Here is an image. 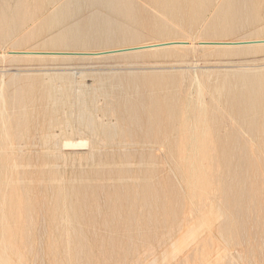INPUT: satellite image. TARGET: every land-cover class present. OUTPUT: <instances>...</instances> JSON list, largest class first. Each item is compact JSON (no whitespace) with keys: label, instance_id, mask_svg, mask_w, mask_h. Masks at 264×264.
Returning a JSON list of instances; mask_svg holds the SVG:
<instances>
[{"label":"rangeland","instance_id":"1","mask_svg":"<svg viewBox=\"0 0 264 264\" xmlns=\"http://www.w3.org/2000/svg\"><path fill=\"white\" fill-rule=\"evenodd\" d=\"M0 52V264H264V0H0Z\"/></svg>","mask_w":264,"mask_h":264},{"label":"bare ground","instance_id":"2","mask_svg":"<svg viewBox=\"0 0 264 264\" xmlns=\"http://www.w3.org/2000/svg\"><path fill=\"white\" fill-rule=\"evenodd\" d=\"M12 33V32H11ZM68 37V36H67ZM82 41V40H81ZM205 43V42H204ZM247 43V42H246ZM250 43V42H249ZM253 43H255V42H253ZM262 43V42H261ZM169 44V45H168ZM185 44H189V42H186V41H171V42H165V43H159V44H152V45H146V46H156V45H160V46H158V47H152V48H149V49H145V50H135V49H137V48H140V47H134V48H128V49H123V50H116V51H107V52H102V53H73V54H76V55H78V54H81V55H89V57L91 56L92 58H100L99 56L100 55H105V54H108V53H115V52H119V53H123V54H125V53H137V52H147V53H150V52H155V53H161V52H165V51H168V50H171V49H175V48H182V47H184L185 48ZM229 46V45H228ZM238 46V45H237ZM245 46V45H244ZM257 46V45H256ZM145 47V46H144ZM187 47V46H186ZM207 47V46H206ZM206 47H204V48H206ZM209 47V46H208ZM218 47V46H217ZM221 47H223V46H221ZM225 47H227V46H225ZM231 47V46H230ZM233 47V46H232ZM183 48V49H184ZM124 50H126L125 52H123ZM129 50V51H128ZM176 50V49H175ZM120 51H122V52H120ZM30 52V51H29ZM20 53V52H19ZM34 53H39V52H34ZM25 54V53H24ZM27 54H28V52H27ZM51 54H54L55 56L54 57H56V56H59V55H64V54H67V53H61V52H54V53H51ZM3 55V53L2 52H0V56H2ZM110 55H116V54H110ZM8 56V55H7ZM12 56H13V54H12ZM21 56H23V55H21ZM35 56V55H34ZM106 56V55H105ZM108 56H109V54H108ZM17 58V57H20V56H13V58ZM24 57V56H23ZM36 57H38V56H35V58ZM61 57V56H60ZM84 57V56H83ZM104 57V56H103ZM27 58H28V56H27ZM30 58H34L33 56L32 57H30ZM91 66V65H90ZM124 70V69H123ZM122 70V72L121 73H123L124 71ZM127 70V69H126ZM117 71V70H116ZM115 71V72H116ZM127 71H129V70H127ZM127 71H126V74H127ZM136 71V70H135ZM144 71V70H143ZM45 72V71H44ZM110 72V71H109ZM65 73V72H64ZM137 73H138V71H137ZM144 73V72H143ZM105 74H108V73H104V75ZM114 74V73H113ZM115 74H117V73H115ZM186 74V73H185ZM103 75V74H102ZM119 75H117V77H118ZM114 77V76H113ZM166 77V76H165ZM122 78V77H121ZM120 78V79H121ZM124 78V77H123ZM107 79V78H106ZM112 79H115V77L114 78H112ZM184 80V79H183ZM106 80L104 79V82H105ZM114 81V80H113ZM124 81V80H123ZM52 82V81H51ZM107 82V81H106ZM108 82H110V80L108 81ZM120 82V81H119ZM125 82V81H124ZM208 83H209V81L207 82V84L206 85H208ZM102 85H103V83H102ZM163 85V84H162ZM110 86V85H109ZM108 86V87H109ZM112 86H113V84H112ZM160 86V85H159ZM181 86V85H180ZM210 86V85H209ZM86 87V86H85ZM120 87V86H119ZM151 87V86H150ZM162 87V86H161ZM81 88V87H80ZM114 88H116V87H114ZM120 89V88H119ZM81 90V89H80ZM98 90V89H97ZM116 90V89H115ZM137 90V89H136ZM145 90V89H144ZM149 90V89H148ZM181 90V89H180ZM218 90V89H217ZM59 91V90H58ZM236 91V90H235ZM223 92V91H222ZM60 93H61V91H60ZM80 93V92H79ZM260 94H262V93H260ZM181 95V94H180ZM179 95V96H180ZM82 96V95H81ZM86 96V95H85ZM79 97V96H78ZM259 97L260 98H263V96H260L259 95ZM66 99H68V98H66ZM88 99V98H87ZM163 101H166V100H163ZM173 101V100H172ZM179 101V100H178ZM68 102V101H67ZM81 102V101H80ZM172 103V102H171ZM93 104V103H92ZM161 104H163V103H161ZM62 105V104H61ZM77 105V104H76ZM83 106V105H82ZM262 106V105H261ZM64 107V106H63ZM187 107V106H186ZM213 107V106H212ZM204 108V107H203ZM157 109H159V108H157ZM156 109V110H157ZM252 109V108H251ZM263 109V108H262ZM217 110V109H216ZM216 110H214V111H216ZM212 111V110H211ZM217 112V111H216ZM68 113V112H67ZM83 113V112H82ZM95 113V112H94ZM212 113V112H211ZM219 113V112H218ZM169 114V113H168ZM71 115H73V114H71ZM70 115V116H71ZM84 115V113L81 115V116H83ZM212 115V114H211ZM261 115V114H260ZM88 116V115H87ZM171 117L173 116V115H170ZM170 116H168V117H170ZM217 116H218V114H217ZM84 118L86 117V115L85 116H83ZM89 117H90V114H89V116H88V119H89ZM94 117V116H93ZM166 117H167V115H166ZM223 117V116H222ZM225 117V116H224ZM223 117V118H224ZM254 117H256V116H254ZM262 117V116H261ZM80 118H82V117H80ZM87 118V117H86ZM87 119V120H88ZM90 119H92V118H90ZM168 119V118H167ZM172 119V118H171ZM213 119V118H212ZM211 119V120H212ZM215 119V118H214ZM219 119H220V116H219ZM233 119V118H232ZM257 119V118H256ZM203 120V119H202ZM221 120V119H220ZM165 121H166V119H165ZM80 122H81V120H80ZM84 122H86V121H84ZM84 122H82V123H84ZM87 122H90V121H87ZM209 122V121H208ZM220 122V121H219ZM222 122V121H221ZM229 122H230V120H229ZM232 122V121H231ZM263 122V121H262ZM68 123V122H67ZM92 123H94L93 121H92ZM92 123H90V126H91V124ZM218 123V122H217ZM228 123V122H227ZM79 124V123H78ZM81 124V123H80ZM88 124V123H87ZM86 124V125H87ZM219 124V123H218ZM222 124V123H221ZM94 125V124H93ZM93 125L91 126V127H93ZM95 125H96V123H95ZM99 125V124H98ZM214 125H215V123H214ZM159 126V125H158ZM182 126V125H181ZM100 127H101V125H100ZM88 128H89V124H88ZM104 128V127H103ZM106 128V127H105ZM108 128V127H107ZM114 128V127H113ZM112 128V130H114V132H115V129H113ZM159 128H161V126H159ZM163 128V127H162ZM218 128V127H217ZM91 129H94V128H91ZM98 128H97V126H96V130H97ZM109 129H111V128H109ZM109 129H108V131H109ZM118 129V128H117ZM177 129V128H176ZM201 129H203V128H201ZM212 129V128H211ZM86 130H87V128H86ZM90 130V129H89ZM88 130V132H93L92 130H90L89 131ZM103 130V129H102ZM106 130V129H105ZM105 130L104 131H102V132H105ZM111 130V131H112ZM153 130V129H152ZM156 130H158V129H156ZM71 131V130H70ZM97 131H99V130H97ZM107 131V132H108ZM209 131V130H208ZM90 132V133H91ZM159 132H160V130H159ZM200 132V131H199ZM262 132V131H261ZM207 133V132H206ZM210 133V132H209ZM211 133H213V132H211ZM231 133H233V132H231ZM92 134V133H91ZM101 134H103V133H101ZM105 134V133H104ZM103 134V135H104ZM109 134V133H108ZM107 134V135H108ZM225 134V133H224ZM263 134V133H262ZM94 135L96 136V133H95V131H94ZM111 135L113 136L114 135V133H112L111 132ZM110 134H109V136H111ZM159 135H161V134H159ZM167 135V134H166ZM215 135V134H214ZM232 135V134H231ZM247 135V134H246ZM258 135V134H257ZM92 136V135H91ZM105 136V135H104ZM108 136V137H109ZM203 136V135H202ZM248 136V135H247ZM97 137V136H96ZM172 137V136H171ZM217 137V136H216ZM264 137V136H263ZM55 138V137H54ZM114 138V137H113ZM152 138V137H151ZM163 138V137H162ZM165 138V137H164ZM163 138V139H164ZM112 139V137H110V140ZM222 139H223V137H222ZM257 139H258V137H257ZM264 139V138H263ZM55 140H56V138H55ZM54 140V141H55ZM260 140V139H259ZM182 141V140H181ZM56 142V141H55ZM264 142V141H263ZM64 143V145H62V146H65V148H67V147H73V146H87V144L88 143H86V142H81V143H72V142H70V141H65V142H63ZM62 143V144H63ZM57 144V143H56ZM61 146V147H62ZM63 149H64V147H62ZM215 150V149H214ZM93 151H94V149H93ZM209 151V150H208ZM92 152V151H91ZM250 152V151H249ZM250 154V153H249ZM65 155V154H64ZM87 155V154H86ZM91 155H92V153H91ZM96 155H98V153L96 154ZM89 156V155H88ZM88 156H87V158H88ZM93 156V155H92ZM95 157H97V156H95ZM92 157H90V159H91ZM89 160V159H88ZM92 160V159H91ZM89 162V161H88ZM92 163H93V161H91ZM64 163V162H63ZM64 166V165H63ZM102 166V165H101ZM181 166V165H180ZM216 166V165H215ZM47 167V166H46ZM62 167V166H61ZM130 167V166H129ZM16 168V167H15ZM27 168V167H26ZM86 168V167H85ZM100 168V167H99ZM109 168V167H108ZM107 168V169H108ZM19 169V168H18ZM24 169V168H23ZM98 169V168H97ZM96 169V170H97ZM203 169V168H202ZM205 169V168H204ZM99 170V169H98ZM105 170V169H104ZM102 171V170H101ZM100 171V172H101ZM96 172V171H95ZM103 172V171H102ZM96 176V175H95ZM98 176V178H99V176H101V175H97ZM96 180H97V178H96ZM87 181V180H86ZM95 181V180H94ZM153 181H155V180H153ZM60 182V181H59ZM91 182V181H90ZM93 182V181H92ZM85 183H87V182H85ZM96 183V182H95ZM93 184V183H92ZM86 185V184H85ZM91 185V184H90ZM89 185V186H90ZM155 185V184H154ZM163 185V184H162ZM88 186V187H89ZM101 186V185H100ZM87 187V186H86ZM104 187V186H103ZM98 188V187H97ZM147 189V188H146ZM102 191L103 190V188H99V190L98 191ZM122 190V189H121ZM100 191V192H101ZM111 194V193H110ZM113 194V193H112ZM140 194V193H139ZM96 195V194H95ZM95 195H91V196H95ZM97 195H98V193H97ZM120 195V194H119ZM87 196V195H86ZM174 196V195H173ZM96 197H98V196H96ZM124 197V196H123ZM145 197V196H144ZM185 197V196H184ZM99 198V197H98ZM147 198V197H146ZM188 198V197H187ZM88 199V198H87ZM97 199V198H96ZM114 199H116V197L114 198ZM190 199V198H189ZM98 201H100L99 199H97ZM103 200V199H102ZM105 200V199H104ZM120 200V199H119ZM118 200V201H119ZM130 200V199H129ZM184 200H185V198H184ZM109 201H110V199H109ZM115 201H117V199L115 200ZM93 202V201H92ZM92 202L90 201V203H91V205H92ZM100 202H102V201H100ZM107 202V201H106ZM114 202V201H113ZM135 202V201H134ZM94 203H95V201L93 202V206H94ZM97 203V202H96ZM99 203V202H98ZM109 202H107L106 203V205L108 204ZM111 203V202H110ZM127 203V202H126ZM102 204H104V206H106L105 205V203H102ZM121 204H122V202H121ZM136 204V203H135ZM152 204V203H151ZM88 206H89V203L87 204ZM96 206H98V204L96 205ZM99 206H101V203H100V205ZM99 206H98V208H99ZM103 205H102V208H105ZM127 206V205H126ZM107 207V206H106ZM122 207V206H121ZM141 207V206H140ZM190 207V206H189ZM97 208V209H98ZM108 208H111V207H108ZM202 207H200V209H201ZM119 209H121V208H119ZM118 209V210H119ZM138 209V208H137ZM194 209V208H193ZM197 209V208H196ZM17 210V209H16ZM93 210V209H92ZM102 210H104V209H102ZM107 210V209H106ZM111 210V209H110ZM109 210V211H110ZM118 210H116V211H118ZM195 210V209H194ZM197 210H199V209H197ZM97 211V210H96ZM112 211V210H111ZM178 211V210H177ZM188 211V210H187ZM200 211V210H199ZM94 212H95V209H94ZM99 211H97V213H98ZM103 212V211H102ZM106 212H108V211H106ZM120 212V211H119ZM189 212V211H188ZM187 212V213H188ZM201 212V211H200ZM91 213H93V212H91ZM109 213V212H108ZM181 213H183V212H181ZM189 213H191V211L189 212ZM95 214V213H94ZM111 214V213H110ZM115 214V213H114ZM173 214V213H172ZM184 214V213H183ZM193 214V213H192ZM191 214V215H192ZM197 214V213H196ZM18 215V214H17ZM93 215V214H92ZM101 215V214H100ZM106 214H105V212H104V216H105ZM190 215V217H191V220H192V216ZM91 216V215H90ZM95 216H97V214L95 215ZM109 216V215H108ZM94 217V216H93ZM99 217H101V216H99ZM98 217V218H99ZM110 217V216H109ZM114 217V216H113ZM150 217V216H149ZM148 217V218H149ZM190 217H188L189 219H187L188 221L190 220ZM193 217H195V216H193ZM103 218H105V217H103V215H102V219ZM106 218H107V216H106ZM185 218H186V216H185ZM93 219H96V218H93ZM193 219H195V218H193ZM92 220V219H91ZM99 220V219H98ZM135 220V219H134ZM186 220V219H185ZM66 221V220H65ZM95 221V220H94ZM44 222V221H43ZM122 222H123V220H122ZM150 222V221H149ZM65 223H67V222H65ZM193 224H194V222H192ZM131 224V223H130ZM191 224V223H190ZM189 224V225H190ZM192 224V225H193ZM44 225V224H43ZM186 225H188V224H186ZM188 225V226H189ZM177 226H179V225H177ZM191 226V225H190ZM114 227V226H113ZM116 227V226H115ZM206 227V226H205ZM117 228V227H116ZM115 228V229H116ZM179 228V227H178ZM118 229V228H117ZM183 229H186V231H188L187 230V228H183ZM189 229H192V227H190ZM147 231V230H146ZM151 231V230H150ZM191 231V230H190ZM1 232V231H0ZM41 232V231H40ZM108 232V231H107ZM118 232V231H117ZM173 231L171 230V233H172ZM199 232V231H198ZM42 233V232H41ZM114 232H112V234H113ZM188 233V232H187ZM111 233H109V235H110ZM111 234V235H112ZM182 234V233H181ZM185 234H186V232H185ZM184 234V235H185ZM41 235V234H40ZM184 235H182V239H183V236ZM191 235H192V233H191ZM191 235L189 236V238L191 237ZM169 236H170V234H169ZM187 236V235H186ZM194 236V235H193ZM111 237V236H110ZM178 237V236H177ZM26 238V237H25ZM37 238H39V235H38V237ZM113 238V237H112ZM40 239V238H39ZM116 239H117V237H116ZM119 239V238H118ZM162 239V238H161ZM160 239V240H161ZM192 239V238H191ZM25 240V239H24ZM131 240V239H130ZM170 240H171V238H170ZM119 242H120V239L118 240ZM126 241V240H125ZM124 241V242H125ZM187 241V240H186ZM124 242H122V243H124ZM180 242V241H179ZM193 242H194V240H193ZM25 243H26V240H25ZM113 242H111V244H112ZM116 243V242H115ZM127 245H130L131 243H130V241L128 242L127 241ZM175 243V242H174ZM33 244V243H32ZM67 245V244H66ZM113 245V244H112ZM124 245V244H123ZM126 245V244H125ZM126 245V246H127ZM7 246V245H6ZM118 246V245H117ZM116 246V247H117ZM119 246H120V244H119ZM118 246V247H119ZM158 246V245H157ZM156 246V248H159V247H157ZM174 246V245H173ZM2 247V246H1ZM11 247V246H10ZM111 247V246H110ZM117 247V248H118ZM143 247H145V246H143ZM165 247V246H164ZM171 248H172V245L170 246ZM3 248V247H2ZM112 248V247H111ZM166 248V247H165ZM177 248V247H176ZM32 249V248H31ZM153 249V248H152ZM161 248H159V250H160ZM164 249V248H163ZM6 250V249H5ZM11 250H13V249H11ZM25 250V249H24ZM150 250H151V248H150ZM154 250V249H153ZM153 250H151V251H153ZM23 251V250H22ZM39 251V250H38ZM113 251V250H112ZM175 251V250H174ZM14 252V251H13ZM25 252V251H24ZM31 252H33V251H31ZM41 252H43V251H41ZM148 252H149V250H148ZM164 252V251H163ZM23 253V252H22ZM137 253V252H136ZM135 253V254H136ZM147 253V252H146ZM149 253H151V252H149ZM152 253H154V252H152ZM180 253V252H179ZM17 254V253H16ZM39 254V253H38ZM145 254V253H144ZM171 254H172V252H171ZM171 254H170V256H171ZM177 254V253H176ZM182 254V253H181ZM237 254V253H236ZM154 255V254H153ZM168 255V254H167ZM166 255V256H167ZM178 255V254H177ZM25 256V255H24ZM31 256V255H30ZM143 256V255H142ZM165 256V257H166ZM187 256V255H186ZM218 256V255H217ZM238 256V255H237ZM136 257H137V255H136ZM139 257H141V256H139ZM145 256H143L142 258H144ZM153 257V256H152ZM157 257V256H156ZM159 257V256H158ZM157 257V258H158ZM188 257V256H187ZM21 258V257H20ZM41 258V257H40ZM155 258V257H154ZM189 258V257H188ZM187 258V259H188ZM238 258H239V256H238ZM0 259H3V258H0ZM24 259V258H23ZM26 259V258H25ZM146 259V258H145ZM148 259V258H147ZM152 259V261H154L155 260V262H157L158 260L157 259H153V258H151ZM169 259V258H168ZM167 259V260H168ZM21 260V259H20ZM29 260V259H28ZM111 260V259H110ZM140 260V259H139ZM157 260V261H156ZM40 261V260H39ZM41 261H42V258H41ZM137 261H138V259H137ZM136 260H135V262H137ZM141 261V260H140ZM143 261H146V260H143ZM164 261V260H163ZM189 261V260H188ZM1 262H3L2 260H1ZM31 262V261H30ZM35 262V261H34ZM140 263V262H139ZM143 263V262H142ZM148 264H149V262H147ZM151 263V262H150ZM196 263V262H195ZM3 264V263H2ZM27 264V263H26ZM136 264V263H135ZM141 264V263H140ZM153 264V263H152ZM155 264V263H154Z\"/></svg>","mask_w":264,"mask_h":264},{"label":"water","instance_id":"3","mask_svg":"<svg viewBox=\"0 0 264 264\" xmlns=\"http://www.w3.org/2000/svg\"><path fill=\"white\" fill-rule=\"evenodd\" d=\"M169 45V44H168ZM158 46H160V45H154V46H145V47H140V48H137V49H135V50H145V49H149V48H152V47H158ZM126 50H124L123 52H125ZM129 51V50H128ZM120 52H122V51H120Z\"/></svg>","mask_w":264,"mask_h":264}]
</instances>
